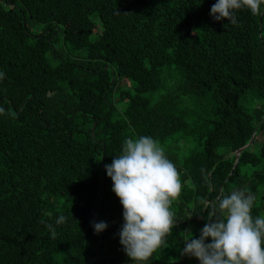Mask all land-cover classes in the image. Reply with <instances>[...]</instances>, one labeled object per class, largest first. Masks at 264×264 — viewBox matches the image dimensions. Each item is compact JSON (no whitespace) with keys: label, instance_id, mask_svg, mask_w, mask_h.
<instances>
[{"label":"trees","instance_id":"1","mask_svg":"<svg viewBox=\"0 0 264 264\" xmlns=\"http://www.w3.org/2000/svg\"><path fill=\"white\" fill-rule=\"evenodd\" d=\"M215 3L0 0V264H131L105 171L127 137L158 140L183 186L147 264H199L180 251L221 188L248 187L264 216V16L217 22Z\"/></svg>","mask_w":264,"mask_h":264},{"label":"clouds","instance_id":"2","mask_svg":"<svg viewBox=\"0 0 264 264\" xmlns=\"http://www.w3.org/2000/svg\"><path fill=\"white\" fill-rule=\"evenodd\" d=\"M241 9L264 16V0H216L210 16L235 25ZM4 75L0 71V80ZM4 114L0 107V115ZM105 171L123 209L119 243L131 264H147L176 225L172 205L183 187L178 169L158 140L140 135L124 139L121 153L105 165ZM199 203L207 210L205 224L198 238L191 233L183 242L181 256L199 264H264V216L253 215L256 195L248 187L230 192L221 188L210 211L206 198ZM65 219L60 215L55 224L61 225ZM92 227L98 235L108 225L93 221Z\"/></svg>","mask_w":264,"mask_h":264},{"label":"rangeland","instance_id":"3","mask_svg":"<svg viewBox=\"0 0 264 264\" xmlns=\"http://www.w3.org/2000/svg\"><path fill=\"white\" fill-rule=\"evenodd\" d=\"M96 22L98 23V26H99V30H98V33H101V25H100V21L98 18L95 19ZM98 37V34H94V36L92 37L93 40H96ZM56 47L60 53V55L64 58H71V59H74V60H81L83 59V57H85L86 55V51L84 50H73L72 48H70L69 46L65 45L63 41H58L57 44H56ZM130 87L131 88H134L135 85L133 83H130ZM258 140L260 142H262L264 140V133H262L259 137H258Z\"/></svg>","mask_w":264,"mask_h":264},{"label":"water","instance_id":"4","mask_svg":"<svg viewBox=\"0 0 264 264\" xmlns=\"http://www.w3.org/2000/svg\"><path fill=\"white\" fill-rule=\"evenodd\" d=\"M95 128H96V124L94 125L93 130H92V133H93V134H94V132H95ZM250 144H251V143H249V144L246 145L244 148H242V149L239 151V154H240L244 149H246L247 147H249ZM103 163H105L104 160H103ZM103 169H104V168H103ZM103 182H104V178L102 179L101 187L103 186ZM101 198H102V203H101L100 207L96 209V214L99 212V210H100L101 207L103 206V199H104V196H103L102 192H101ZM96 259H100V253H99L96 257H94L93 259H91V260L93 261V260H96Z\"/></svg>","mask_w":264,"mask_h":264}]
</instances>
